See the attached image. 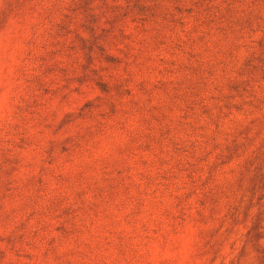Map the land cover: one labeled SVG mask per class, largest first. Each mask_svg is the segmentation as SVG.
<instances>
[{
  "label": "rangeland",
  "instance_id": "rangeland-1",
  "mask_svg": "<svg viewBox=\"0 0 264 264\" xmlns=\"http://www.w3.org/2000/svg\"><path fill=\"white\" fill-rule=\"evenodd\" d=\"M0 264H264V0H0Z\"/></svg>",
  "mask_w": 264,
  "mask_h": 264
}]
</instances>
